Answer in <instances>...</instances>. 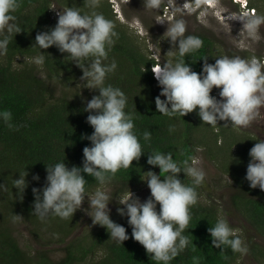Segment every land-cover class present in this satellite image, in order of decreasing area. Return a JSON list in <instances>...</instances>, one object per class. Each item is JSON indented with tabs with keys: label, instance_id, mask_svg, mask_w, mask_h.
<instances>
[{
	"label": "trees",
	"instance_id": "trees-1",
	"mask_svg": "<svg viewBox=\"0 0 264 264\" xmlns=\"http://www.w3.org/2000/svg\"><path fill=\"white\" fill-rule=\"evenodd\" d=\"M52 1L20 0V6L13 15L17 17L16 22L22 31L10 42L7 54L0 56V110L11 111V123L14 125L9 129L0 122V184L6 185V190L0 191V264H157L144 247L131 238L127 217L120 216L116 211L118 207H123L118 203L110 208V218L124 226L130 237L122 245L110 239L105 227L93 224H89L80 237L75 235L67 240L80 224L78 211L69 220L50 215L41 221L32 214V189L45 185L46 166L64 161L69 169L82 167L83 148L90 146V141L82 137L93 132L86 122L89 113L84 108L93 96L99 94L98 90L88 89L84 84L81 87L83 91L73 90L75 84L85 82L80 80L82 70L67 58V53H60L55 46L46 50L33 46L37 33L57 23L51 10ZM81 1L84 5L78 6L73 0H66L71 7L80 8L82 13L93 10L87 7V0ZM107 3V0H99L94 10L114 23L119 39L104 61L111 63L115 60L117 63L116 70L107 75L105 83L119 87L126 94L125 111L134 117V132L144 152L130 168L120 169L105 185L111 188V197H123L141 187L145 184L141 177L146 178L145 173L149 170L159 174L158 167L147 164V157L152 151L172 152L173 159L183 161L195 157L198 149H205L214 160L222 156L223 171L231 175L240 187L241 192L234 195L236 207L242 209L250 222L264 233V191L250 188L245 179L249 151L257 140L236 133L234 127L224 125L225 121H218L216 127L204 124L197 115L198 110L184 117L172 118L157 112L155 98L161 88L154 78L152 66L158 61L143 52L137 41L119 25L117 11L114 13ZM254 6L251 2L250 7ZM190 35L201 38L203 47L188 54L185 63L199 73L204 63L202 58L207 57L208 63H215L220 52L211 36L203 33ZM40 51L45 56L41 65L29 61L18 65L14 63L18 57L34 60ZM59 85L64 89L61 93ZM213 93L214 88L211 93L214 96ZM169 127H173L174 131L169 132ZM146 130L151 132L148 142L143 140L142 135ZM220 139L224 144L218 146ZM235 146L237 151L228 153L227 150ZM24 171L28 174V186L23 199H20L13 180ZM34 175H39V181L33 180ZM82 175L88 182L85 185L87 194L94 193L100 185L91 176ZM179 178L191 185V178L185 177L183 172ZM196 191L198 202L190 207L191 220L183 233L195 247L190 244L171 264H193V257L198 258L199 264H235L241 257L240 253H233L231 249L221 253V249L212 246L207 230L220 218L219 212L216 205L202 200L201 185ZM22 221L32 226L35 236H39L40 230H49L54 238L50 242L56 240L65 244L64 254L57 260L53 259L51 250L46 248L49 244L45 242L40 248L36 247L35 253H31L34 249L23 248L20 237L14 231ZM253 252L264 257V251L258 247Z\"/></svg>",
	"mask_w": 264,
	"mask_h": 264
},
{
	"label": "clouds",
	"instance_id": "clouds-1",
	"mask_svg": "<svg viewBox=\"0 0 264 264\" xmlns=\"http://www.w3.org/2000/svg\"><path fill=\"white\" fill-rule=\"evenodd\" d=\"M161 2L143 0V5L154 10L160 8ZM235 3L242 4V0ZM246 3L249 4V0ZM98 4L99 0H87V7L93 10L86 13L78 7L65 8L62 13L58 12L54 27L35 36L33 46L40 50L55 46L60 53H67V58L82 70L80 80L85 82L84 87L98 90L99 94L93 96L84 108L89 113L86 122L93 132L82 137L90 141V146L83 148L82 167L69 169L64 161L46 166L45 185L32 189V214L41 221L50 215L69 220L87 198L89 207L84 211L91 217L92 224L105 227L110 239L122 245L130 237L124 226L110 218L109 202L112 198L104 186L120 169L130 168L144 152L134 132V117L125 111L126 94L119 87L105 83L107 75L116 70L117 63L115 60L111 63L104 61L119 36L114 23L94 10ZM19 6L20 0H0V56L7 54L10 42L22 31L13 15ZM244 7V13L235 19L243 22V28L250 37H255L264 25V14L249 13ZM185 33L183 19L167 26L164 33L175 50L176 60L152 67L161 88L155 98L156 111L172 118L184 117L198 110L197 115L204 124L216 127L218 121H225V126L248 127L264 105V61L256 57L221 56L215 59V63H208L204 57L202 69L197 73L185 63V57L201 49L203 41L198 36ZM44 60L42 51L34 58L37 65L43 64ZM213 88L219 90V99L211 95ZM11 121V111L0 110V122L12 129ZM172 131L174 128L169 127V132ZM142 135L144 141L151 140L150 131L146 130ZM249 157L245 179L250 188L264 191V139L257 140L249 151ZM198 163L195 157L177 161L173 159L172 152L154 150L148 155L147 164L158 167L160 172L149 170L145 173L146 178L141 177L150 189V197L141 202L129 191L118 201L123 207L116 211L127 217L131 238L139 242L157 264H171L190 244L195 247L183 233L191 220L190 207L198 202L196 188L205 178V172ZM181 172L191 178V185L179 178ZM82 173L100 185L91 195L86 192L88 182ZM27 175L24 171L13 180L20 199H23L28 186ZM39 179V175L33 176V180ZM4 190L6 185L0 184V191ZM207 231L212 238V246L221 249V253L225 249L241 255L248 253L246 243L226 219L218 218ZM193 264H199L198 258L193 257Z\"/></svg>",
	"mask_w": 264,
	"mask_h": 264
},
{
	"label": "rangeland",
	"instance_id": "rangeland-1",
	"mask_svg": "<svg viewBox=\"0 0 264 264\" xmlns=\"http://www.w3.org/2000/svg\"><path fill=\"white\" fill-rule=\"evenodd\" d=\"M73 1L78 6L84 5V1ZM107 1L109 7L114 9V13L118 11L116 19L120 21L119 25L126 29L130 37L140 45L143 52L156 59L158 64L174 63L176 60L175 50L164 33L167 26H170L177 19L184 20L186 24L185 35L203 33L211 36L220 52L219 57L238 56L244 59L256 57L264 61V25H261L255 37H250L243 28V22L235 19L242 15L244 6L250 7L251 2L255 4L254 8L257 9L255 14H264V0H249V4L242 0V4L238 5L235 0H162L161 5L165 4L164 7L160 6L159 9L154 10L144 8L143 0ZM67 7L71 6L66 0H53L51 3V10L57 19L58 12L62 13ZM23 61L35 64L33 59L22 57L16 58L14 63L18 65ZM38 70L40 73L43 72L40 67ZM82 84V82L75 84L73 90L82 89ZM59 89V93L64 90L60 85ZM218 92L219 90L214 88L213 94L219 99ZM234 128L236 133L250 136L256 140L264 139V105L260 107L257 116L248 127ZM223 144V139H220L218 146ZM237 148L235 146L227 151L234 153ZM195 158L199 162L198 166L205 172V178L201 184L202 200L217 206L220 218L226 219L230 227L237 230V234L244 240L249 249L248 253L241 255L235 264H264V257L253 252L257 247L264 251V233L250 222L242 209L236 207L234 195L241 192L240 187L234 182L231 175L223 171L220 160L222 156L219 160H214L205 149H198ZM104 187L111 196V188L109 186ZM131 193L134 198L144 202L150 195V189L145 181V184L136 190H132ZM121 198H112L109 202V208L116 206ZM88 207L87 198H85L81 209L77 210L80 216V224L67 240L75 235L80 237L88 229V225L92 224L91 217L84 211ZM44 230H40L39 236H35L32 232V226L22 221L16 225L14 231L15 235L20 237L19 241L23 248L34 249L31 250V253H35L36 247L40 248L41 244L45 242V244H49V246L46 245V248L51 250L53 259L57 260L64 254L63 247L65 244L56 240L50 242L54 238H52L49 230Z\"/></svg>",
	"mask_w": 264,
	"mask_h": 264
},
{
	"label": "built area",
	"instance_id": "built-area-1",
	"mask_svg": "<svg viewBox=\"0 0 264 264\" xmlns=\"http://www.w3.org/2000/svg\"><path fill=\"white\" fill-rule=\"evenodd\" d=\"M235 1H238V0H235ZM240 1V0H239ZM247 1V0H246ZM246 11L247 12H249V13H251V12H253L254 14H255V12L257 11V9L256 8H254V7H252V8H246ZM244 12L242 11V14H243ZM155 65H158V63L157 64H155ZM155 65H153V66H155ZM152 66V67H153ZM154 75V74H153Z\"/></svg>",
	"mask_w": 264,
	"mask_h": 264
}]
</instances>
